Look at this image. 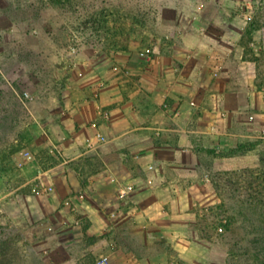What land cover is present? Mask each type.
<instances>
[{
	"label": "crops",
	"instance_id": "crops-1",
	"mask_svg": "<svg viewBox=\"0 0 264 264\" xmlns=\"http://www.w3.org/2000/svg\"><path fill=\"white\" fill-rule=\"evenodd\" d=\"M246 3L251 11L264 7V0H189L194 12L164 34L172 41L158 36L145 52L79 54L42 120L39 138L54 161L41 166L29 150L20 152L22 173L32 161L37 171L16 184L38 183L36 195L51 198L40 203L47 220L59 201L56 213L66 223L116 212L86 230L103 235L96 260L105 256L111 264L116 249H143L159 233L166 242L193 244V219L204 212L196 206L220 200L207 169L254 165L245 155L264 142V23L245 38L246 21L230 11ZM128 184L133 190L120 199ZM6 216L10 228L0 226V248L25 232L12 211Z\"/></svg>",
	"mask_w": 264,
	"mask_h": 264
},
{
	"label": "rangeland",
	"instance_id": "rangeland-1",
	"mask_svg": "<svg viewBox=\"0 0 264 264\" xmlns=\"http://www.w3.org/2000/svg\"><path fill=\"white\" fill-rule=\"evenodd\" d=\"M188 6L189 0H0V226L9 232L6 215L10 210L16 225L25 231L4 241L0 264H93L104 254L99 240L103 235L86 230L104 225L116 212L112 216L104 211L98 219L79 212L78 224L66 223L56 213L63 205L59 201L55 216L47 220L49 212L40 203L51 198L46 193L36 195L41 190L38 183L16 184L24 174L37 171L32 161L22 173L20 152L29 150L41 166L54 161L39 138L42 120L48 109L56 107L59 89L79 54L145 52L153 48L158 36L172 41L164 34L194 12ZM230 12L246 21L245 38L264 23L262 6L251 11V4H241ZM259 81H264V72ZM263 149L264 142L252 147L246 162L261 167L264 162L261 166L257 162ZM207 172L210 188L220 200L196 206L204 212L193 219L197 237L193 244L166 242L159 233L151 237L155 243L143 249H116L111 264H264V176L250 183L248 173L229 176L227 171L209 168ZM11 189L6 198L1 196ZM77 225L83 235L75 230ZM130 252L139 259L129 257Z\"/></svg>",
	"mask_w": 264,
	"mask_h": 264
},
{
	"label": "trees",
	"instance_id": "trees-1",
	"mask_svg": "<svg viewBox=\"0 0 264 264\" xmlns=\"http://www.w3.org/2000/svg\"><path fill=\"white\" fill-rule=\"evenodd\" d=\"M263 151H264V149H263ZM263 162H264V154H261V155H259L257 164H260V166H261V164H263ZM257 166L252 167V168H243L240 170H230V171H227L226 174H228L229 176H233V175L239 176L238 175L239 173H243V174L248 173L249 177L251 178L250 183H253L254 179H260L262 176H264V164L261 167H259V166L257 167Z\"/></svg>",
	"mask_w": 264,
	"mask_h": 264
},
{
	"label": "built area",
	"instance_id": "built-area-1",
	"mask_svg": "<svg viewBox=\"0 0 264 264\" xmlns=\"http://www.w3.org/2000/svg\"><path fill=\"white\" fill-rule=\"evenodd\" d=\"M247 5V3H246ZM248 6V5H247ZM24 96L25 98L29 99L30 96L28 93H24ZM207 128L210 129L211 128V125L208 124L207 125ZM100 137V135H98ZM133 190V186L128 184V185H125L123 187H121L119 190H118V197L120 199H124L131 191ZM115 213L114 212H111V215L113 216ZM96 264H109V261H108V258L103 256V257H100L99 259L96 260Z\"/></svg>",
	"mask_w": 264,
	"mask_h": 264
}]
</instances>
